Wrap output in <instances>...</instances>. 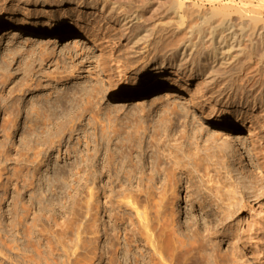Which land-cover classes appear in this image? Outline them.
<instances>
[{
	"label": "rangeland",
	"instance_id": "374dc122",
	"mask_svg": "<svg viewBox=\"0 0 264 264\" xmlns=\"http://www.w3.org/2000/svg\"><path fill=\"white\" fill-rule=\"evenodd\" d=\"M62 1L0 0V17L12 12V19L8 22L14 24L18 22L23 12H27L35 21L64 23L66 26H73L74 29L82 28L85 33L91 34L93 26H96L93 12L78 11L73 5H68L65 0ZM23 7L25 9H22ZM164 12V7L160 8L153 15L154 17L149 14L147 18H154L160 22ZM194 21L198 23L196 20H193V23ZM105 26L102 33L106 32L105 29L108 26ZM29 37H25L24 40L23 35L16 31L12 32L9 27H0V149L4 148L7 151L8 159L11 161L6 163L0 158V167L4 165L8 169L12 168L21 160L20 151L23 152L28 144L35 146L36 143L33 141H39L41 137L48 140L49 134L58 133L59 130L54 124L48 125V130L44 129V134L49 133L45 136L41 134L37 136L40 130L35 133V127L33 129L28 127L30 124L27 122L29 119L27 117L32 115L31 119H35L34 113L30 110L33 104L40 102L45 113L51 112L46 113L49 118L50 116L51 119L57 118L52 119V122L67 119L63 115L67 111L69 113L71 108V114L79 118L77 123L78 125L81 123V126L79 125L78 131L76 130L72 135L66 130L63 136L60 134L62 143L59 150L50 151V158L41 169V173L45 176L41 181L44 186L42 199L49 206L41 212L37 200L34 199L35 196L33 197V201L36 202L32 205L33 207L31 206V214L34 211L33 214H40V217L37 220L32 217L34 215H29L24 220L26 226L33 228L30 230L32 233L28 241L23 235L24 223L18 219L21 209L13 206V197L15 200L19 197L15 194L14 185L10 184L6 190H0V194L3 191L2 196L0 195L2 198L0 199V264H54V262L56 264H154L151 239L154 243L158 236L163 256L168 264H199L196 260V251L187 253V244L193 243V232L196 229L203 236H207L210 231L214 232L218 225L216 221L219 219L217 214L212 215L215 209L213 202L210 201L212 205L207 199L200 204L196 199L197 195L202 193L201 190L206 188L211 189L208 192L212 195V201L219 198V202L222 201L225 205L228 202L237 206L247 205L245 209L239 211L238 215L240 220L246 219V222L239 224L241 233L247 230L250 206H253L252 212L256 214L259 213V206L264 207V203L259 204L258 200L251 199L253 197L250 194L254 189L250 191V184L259 177H263L264 181V173L261 172L260 166L257 165L248 147L251 136L264 145V120L251 112L246 103L242 104L237 100L229 99L228 95L219 92L223 79L229 74H236L235 68H232L229 73L224 70L218 71L217 80L210 84V91L206 93L202 101V104L219 113L226 112L227 109L232 117V123L244 127V132H239L244 133L246 142L234 141V132L226 131V133L223 132L224 135L219 136L220 141L230 140V144L234 146L233 161L216 156L213 140L208 138V134H213L216 130L202 121L199 117V109L185 107L184 101L173 97V93L159 98L157 90L145 97H137L135 93L129 96L124 92L123 88L126 86L133 87L134 92L139 91L136 89L137 82L145 85L148 82L157 81L152 72L143 71L144 65L142 66L141 61L129 64L130 67L123 80L115 73L114 80L119 84L116 88L113 87L114 85L110 88L99 64L102 58L108 56L109 48L105 47L104 57H102L99 49L75 36L29 34ZM182 37L183 40L186 37L192 41L197 39V35L190 37L187 31L182 33ZM182 37L178 35L175 38L183 41ZM112 41L113 44L118 43L116 40ZM20 42H23V47L19 46ZM119 44L123 45V41H119ZM44 45L45 47H41ZM118 52L120 51H117V55L122 54ZM119 59L127 63L125 57ZM195 84L192 83L189 87L190 92H194ZM86 96L93 98V105L88 110H85ZM206 99L215 107L205 104ZM60 105L62 110L59 108ZM61 111L64 113H60ZM7 119L12 122L9 123ZM4 122L6 123L3 124ZM1 123L7 128H2ZM249 125L252 126L250 134L246 132ZM28 128L33 131V134L35 133L34 136ZM102 130L113 131L116 137L112 136L113 139L109 142L110 139L102 137ZM6 131L8 132L5 133ZM8 134L9 138H6ZM27 135L30 136L29 139ZM126 137L135 139L139 148L133 153L123 152L124 160L122 161L126 163L122 165H126V169H132L134 163L144 167V178L142 175L141 179L138 172L132 174L131 185H129L133 189L128 186L131 189L129 191L137 188L145 189L147 178L152 176L158 192L163 189L168 193L171 192L167 172L177 163L180 181L173 193L175 196L173 202L177 210L176 217L181 234L176 239L178 248L175 252L174 239L168 224L158 228L155 224L149 223L144 229L132 208L125 207L124 204H120L122 206L119 207L118 201L121 194H118L120 191L117 187L118 182L112 171L109 175L104 169L106 162L104 165L103 159L107 148L112 151L117 150L116 154H118L122 147L121 142H125ZM93 147L101 149L97 154L99 156L95 157V162L93 161L94 164L96 163L97 173L95 177L92 175L87 177ZM131 153L133 158L129 160ZM175 154L179 155V161L175 159ZM210 154H215V157H210ZM192 155H195L194 160L186 158ZM120 159L118 157L115 164L121 161ZM191 168L195 171L191 172ZM207 168H209L208 171ZM54 169L60 172L57 183L60 187L51 192L48 180L51 179L50 175ZM11 173L9 169L7 176ZM92 177L96 179L92 180ZM120 180L125 182L122 175ZM201 181L204 186L200 187ZM230 182L233 183L232 186L229 185ZM91 183L98 187L95 194L97 197L92 198L93 202L89 201L91 198L88 194V188L92 187ZM230 191H234L236 198H228ZM53 193L57 197V207L56 204H49V200L54 198ZM28 194L30 193L22 192V198L20 197L26 204L31 198ZM146 211L152 215L151 203L147 204ZM52 212L57 215L55 216L56 226L53 224V218L52 220L50 218L53 216ZM237 220L228 223L226 228ZM219 228L217 231L220 232ZM149 234L152 238H147ZM231 239L223 236L217 240L219 245L210 264H231L229 257L224 255ZM237 244L240 249V264H251L248 253L243 252L239 242ZM197 247L198 245L194 244L192 249Z\"/></svg>",
	"mask_w": 264,
	"mask_h": 264
},
{
	"label": "bare ground",
	"instance_id": "6f19581e",
	"mask_svg": "<svg viewBox=\"0 0 264 264\" xmlns=\"http://www.w3.org/2000/svg\"><path fill=\"white\" fill-rule=\"evenodd\" d=\"M60 2L63 1L60 0ZM65 2L68 5L76 7L78 11H84L86 13L93 12V17L95 16L94 23L96 26L93 24L94 27L91 24L93 26V32L91 34L85 33L82 28L74 29L73 26H66L64 23L53 24L47 20L35 21L27 12H23L22 16L18 19V22L14 24H9L8 22V20L12 19L13 13L8 12L4 14V16L0 17V27H9L12 32L16 31L23 35L24 40L25 37L30 38L29 34L33 36L44 34L46 36L59 35L62 37L75 36L77 38H82L86 44L91 43L99 49L102 57H104L103 51L105 47L109 48L108 56L102 58L99 61V64L110 88H112L113 85V87L116 88L119 84L114 80L116 75L123 80L130 67L129 64L141 61L143 63L142 66L144 65L143 71L152 72L157 81L155 83L148 82L145 85H141L137 82L136 89L139 91L134 92L132 89L133 87L126 86L123 88L124 92L129 96L135 93L137 97H145L157 90L159 92L157 94V96L159 95V98L173 93V97H177L184 101L185 107L199 109V117L202 121L213 126L216 130L213 134H208V138L213 140L212 143L214 144L215 154L220 159L226 158L227 160H233L235 158L234 146L230 144V140L220 141L219 136L224 135L223 132H234V141L246 142L247 140L243 133L244 127L236 126L232 123V117L229 115L227 109L226 112L219 113L202 104L206 93L210 91V84H213L217 80L218 71L224 70L229 73L232 68H235L236 74H229L223 79L224 81L220 84L221 90L219 92L223 95H228L229 99L237 100L242 104L246 103L247 108H250L251 112L256 113L264 120V0H65ZM163 7L165 12L160 22H157L154 18H147L149 14L154 17L153 15ZM22 9L25 8L23 7ZM193 20L198 21V23H195V21L193 23ZM187 23L189 25L191 23L192 25L188 27L189 25L187 26ZM105 25L108 27L105 29L106 32L102 33L103 29L106 27ZM95 29H97L98 32ZM184 31H187V35H190V37L192 35H197V39L192 41V39H186L188 37H184L185 40H183L182 33ZM178 35H181L183 41L175 38L178 37ZM112 40H116L118 43L119 41H123V45L119 44V46L118 43L113 44ZM22 43L19 44V46L23 47ZM41 47H45V45ZM116 47L118 49H116ZM118 50L122 53L121 55H117ZM122 57L127 59V63L122 62V60L120 61L119 58ZM192 83H196L194 92H190L189 88ZM131 85L133 86L134 84ZM84 102L86 105L85 110L90 109L93 105L92 96H86ZM71 103L72 102L70 101V104ZM204 103L212 106L211 102H208V99H206ZM40 106V102L31 106L32 108L30 110L32 111L31 113H34L35 119H31L32 115L31 117H27L29 118V121L27 120V122L30 124L28 127L31 129L35 127V133L40 130L41 133H39V131L38 135L36 134L37 136H40L39 134L45 136L48 133L44 134L45 130H48L47 126L54 124L58 128L57 130H59H56L58 133H48V140L45 139V137H41L40 140L38 139L39 141H33L36 143L34 144L35 146L28 144L23 152L19 150L22 153L19 155L22 156L21 160L18 162L15 160L17 164L12 166V168H9L10 173L12 171L10 176H7L9 172L7 166L3 165L2 168L0 167V190H6L10 184H13L14 187H12L15 190V194H18L19 196L16 197V200L15 197H13V206L14 208L21 209L18 219L25 225H22L24 227L23 235H25L27 241L31 238L32 232L30 233V230L33 228H31V226H26V221L24 222V220L29 217V215H34L32 217H35L37 220L40 217V214H33L34 211H32L31 214V206L36 202L33 201V197L35 196L34 199L37 200L41 212L44 211L45 207L49 206L48 203L45 204L42 199V190L44 191V186L41 181L45 176L41 173V169L50 158V151L60 148L62 143L60 134L63 136V133L66 130L68 131L67 133L72 135L81 124L78 125L77 120L79 118L74 117V114H71V108L69 109V113H67L68 111L64 108L67 112L63 116L65 118L67 117V119L61 120L57 115V117H59L58 119L61 121L52 122L54 117L51 119L50 116L49 118L46 114L49 111L45 113V111L42 110L43 107ZM70 107L73 106L70 105ZM59 108H61V105ZM65 110L63 111L65 112ZM63 111L60 113H64ZM55 119L57 118L55 117ZM8 122L10 123L12 121ZM5 123L6 122L3 124ZM3 124L2 128H7ZM12 126L13 125H11V127ZM30 128H28L29 132L33 134V131H30ZM250 128H252V126L249 125L246 131L249 134L251 132ZM7 132L8 131L5 133ZM101 133L103 138L106 137L108 140L110 139L109 142L112 141V136L116 137V134L113 131L108 132L102 130ZM9 134L6 138H9ZM29 137L30 136H28V139ZM253 137L251 136L249 139L248 147L257 165L260 166L261 172L264 173V145L263 143H260L257 138ZM93 141L95 143V140ZM124 141L125 142H121L122 147H120L118 154H116L117 150L112 151L107 148L105 158H102L104 160L103 164L106 162V165L104 164L106 172L109 173V175L113 172L117 179V187L120 189L118 194H121V198L118 201L119 207L122 206L120 204H124L125 207L129 206L132 208L144 229L147 228L149 223L155 224L158 228L163 226V224H168V227H171L170 234L174 239L175 252L178 248L176 239L180 237L181 234L180 225L178 226L177 223V210L175 209V204L173 202L175 197L173 193L178 185V181H180L177 163L173 169L167 172L168 182L171 185V192L168 193L165 189L158 192L156 182H154L152 176L147 178L145 189L137 188L134 191H129L131 190L129 187L132 188V186H130L132 174L138 172L140 178L142 179V175L144 178V167L142 165L138 166L137 163H134L132 169H126V165H122L123 163H126V161H122L124 160L123 152L127 151L133 153L139 148L133 138L129 139L126 137ZM95 148L96 147H93V149H91L92 154H89L91 160L89 161L90 163L88 162L90 166L89 169H87V177L91 175L94 176L97 173V167L95 166L96 163L94 164L93 161L100 148ZM127 148L128 150H126ZM2 149L3 150L0 149V158L4 159L7 163V161H10L8 159L9 156H7L8 153L4 148ZM67 153H69V151ZM132 153L128 158L129 160L133 158ZM215 154H210V157H215ZM19 156L18 159H20ZM118 157L121 158V161H118V163L115 164ZM174 157L177 161L180 160L178 154H175ZM186 158L194 160L195 155L190 157L186 156ZM104 169L102 170L104 171ZM81 170L83 171V169ZM206 170L208 171L209 168ZM190 171L194 172L195 169L191 168ZM59 173L58 170L54 169L50 175L51 179L48 181L51 192L56 191V189H58L57 187H60L57 185ZM38 175L39 178L37 179ZM68 175L70 176V174ZM120 175L125 178V182L120 180ZM262 178L263 177H259V179L257 178V180L251 182L252 185L250 184V191L251 189H254L250 194L251 197H253L251 199L258 200L259 204L264 203V181ZM95 179L92 177V180ZM208 182H210V180H208ZM229 185L232 186L233 183L230 182ZM201 186H204L202 181L200 183V187ZM97 188L98 187L95 185L88 188L89 198H91L89 201H91L93 197L95 198L96 191H98ZM210 190V188L202 189V193L198 194L196 199L200 204L204 203L207 199L209 202L211 201L215 204L214 213H212V215L217 214L219 216V219L216 221L218 225L216 230L214 232L210 231L207 236H203L197 229L194 230V236L192 238L193 243L187 244V253H193L196 251L197 263L210 264L219 245L217 240L226 236L229 240L232 238L228 245V249H226V254H224L226 257H229L231 264H240L241 256L237 244L238 242L242 245L243 252L248 253L251 264H264V207L259 206V213L256 214L252 212L254 210L253 206H250V215H248L247 220L248 228L241 233L239 224L246 222V219L240 220L238 215L239 211L245 209L247 205L241 204V206H237V204H230L229 202L225 205L222 201L219 202V198L218 200L212 201V195L208 192ZM22 192L30 193L28 194L29 197L31 195V198L29 199L30 201H26L28 204L21 199ZM2 193L0 194L1 196ZM229 194L228 198H236L234 196V191H230ZM37 195L40 198H38ZM53 196L54 198L49 200V204H56L57 207V197L55 194L52 195V197ZM150 203L151 210H153L152 215L146 211L147 204ZM213 203L211 204L213 205ZM140 207L142 209H140ZM14 208L13 211H15ZM53 216L57 217L54 213ZM53 216L50 218L51 220L53 218V224L56 226L57 218H54ZM234 220L237 221L226 228L228 223H233ZM34 222L36 221L34 220ZM34 222L31 224L32 226ZM218 227L221 228H219L220 232L217 231ZM238 237H240L239 240ZM147 238H152V236L149 234L147 235ZM233 240H236L237 242H233ZM152 243L151 239L152 256L155 261L154 264H168L163 256L159 236L156 241H154L153 244ZM194 244H197L198 247L193 250L192 246ZM214 262H216V260ZM54 264L56 263L54 262Z\"/></svg>",
	"mask_w": 264,
	"mask_h": 264
}]
</instances>
